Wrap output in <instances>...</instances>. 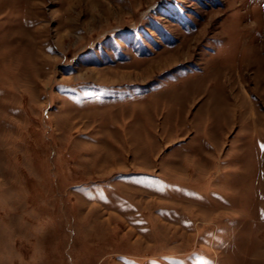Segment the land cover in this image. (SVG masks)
<instances>
[{
	"label": "rangeland",
	"instance_id": "374dc122",
	"mask_svg": "<svg viewBox=\"0 0 264 264\" xmlns=\"http://www.w3.org/2000/svg\"><path fill=\"white\" fill-rule=\"evenodd\" d=\"M263 47L264 0H0V264H264Z\"/></svg>",
	"mask_w": 264,
	"mask_h": 264
},
{
	"label": "bare ground",
	"instance_id": "6f19581e",
	"mask_svg": "<svg viewBox=\"0 0 264 264\" xmlns=\"http://www.w3.org/2000/svg\"><path fill=\"white\" fill-rule=\"evenodd\" d=\"M263 50H264V47H263ZM165 62H167V61L165 60ZM234 82H235V78L233 77V79L230 81V85H231L230 86V92H232L231 90H234L233 92H236V87L234 86ZM262 85H264V84H262ZM252 105H253V103L251 104V102H250V115H251L250 121H253L254 124H256V125L257 124L264 125V114L262 116L257 115L256 111L254 110L255 109L254 108L255 106H252Z\"/></svg>",
	"mask_w": 264,
	"mask_h": 264
}]
</instances>
